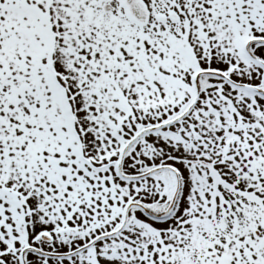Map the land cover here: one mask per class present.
Wrapping results in <instances>:
<instances>
[{
  "label": "snow or ice",
  "instance_id": "snow-or-ice-1",
  "mask_svg": "<svg viewBox=\"0 0 264 264\" xmlns=\"http://www.w3.org/2000/svg\"><path fill=\"white\" fill-rule=\"evenodd\" d=\"M0 264H264V0H0Z\"/></svg>",
  "mask_w": 264,
  "mask_h": 264
}]
</instances>
